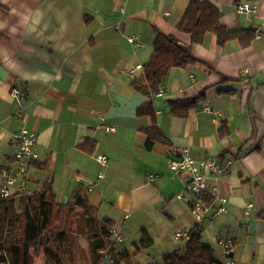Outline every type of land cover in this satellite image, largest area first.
<instances>
[{
	"label": "crops",
	"instance_id": "crops-1",
	"mask_svg": "<svg viewBox=\"0 0 264 264\" xmlns=\"http://www.w3.org/2000/svg\"><path fill=\"white\" fill-rule=\"evenodd\" d=\"M189 1L0 0V169L14 166L11 134L34 132L27 189L51 181L56 200L66 202L81 188L96 211L107 206L102 216L123 237L116 249L128 251L132 264H148L178 249L174 232L195 220L194 197L175 196L186 180L169 167V145L187 147L196 159L232 158L228 171L209 181L227 210L200 223L201 241L221 262L217 236L231 237L236 264H264V0H241L257 6L250 15L236 11L237 0H208L227 29L254 30L247 45L237 38L220 45L210 32L191 44L175 27ZM156 30L190 44L199 62L171 68L149 96L132 86L142 69L128 71L149 59ZM13 87L25 96L12 95ZM201 92L186 115L171 113V100ZM153 122L168 143L148 148L141 129ZM98 154L106 155L104 165ZM143 231L152 244L137 250Z\"/></svg>",
	"mask_w": 264,
	"mask_h": 264
},
{
	"label": "trees",
	"instance_id": "trees-1",
	"mask_svg": "<svg viewBox=\"0 0 264 264\" xmlns=\"http://www.w3.org/2000/svg\"><path fill=\"white\" fill-rule=\"evenodd\" d=\"M220 17L219 9L208 0H190L176 21L175 27L190 35L191 44L201 43L207 32L214 34L220 45L235 38L239 39L243 45L251 42L255 35L254 30L227 29L221 23ZM89 20L90 18H85V21ZM155 33L151 55L142 65L141 74L132 80L135 90L149 96L158 91L163 77L171 68L186 67L199 62L191 54L190 44L180 43L173 36L159 30ZM203 95L204 92H201L191 98L171 100V113L186 115L189 108L196 105ZM146 110H148L147 106L140 108V111L148 112ZM141 130L146 135L145 144L148 148L155 141L168 143L155 122ZM220 130L225 131L222 127ZM4 168L9 169V167L1 169ZM81 190V188L75 189L66 202H58L52 182L45 181L38 189L30 191L26 188L6 197L0 196V252H2L0 261L6 264H28L30 251L37 254L42 251L53 261V264H64L53 246L55 241L64 238L68 216L77 207L87 212L90 211L89 209L95 211L96 216L93 218L97 220V223L90 229L88 250L91 262L89 264H98L101 258L99 249L108 248L111 245L108 230L114 224L111 219L97 215L95 207L89 203ZM202 198L212 207L215 206L214 198L209 194H204ZM258 216L264 219V211ZM199 227L190 233V237L178 249L165 252L160 260L148 264H223V261L220 262L212 255L210 247L202 243ZM151 244L150 237L146 231H143L141 238L134 243V246L140 250ZM114 250L125 264H132V255L128 251L116 248Z\"/></svg>",
	"mask_w": 264,
	"mask_h": 264
},
{
	"label": "built area",
	"instance_id": "built-area-1",
	"mask_svg": "<svg viewBox=\"0 0 264 264\" xmlns=\"http://www.w3.org/2000/svg\"><path fill=\"white\" fill-rule=\"evenodd\" d=\"M235 8L238 13L243 12L247 15L252 14L257 6L237 0ZM130 42H135L134 37H128ZM142 69L140 64L136 65L134 69H130L128 72L132 73L134 70ZM11 93L14 96L24 97L25 93L20 89L13 87ZM204 109L207 112H211L210 107L205 106ZM101 120L103 118L101 117ZM100 127L104 131L113 130L112 126L101 123ZM12 140L15 144L14 153V166L9 169H0V175L2 177V184L0 185V196L6 197L14 193L15 191L25 190L27 188V169L29 164L35 159V143L36 134L29 131L26 128H20L11 134ZM169 154V167L175 174H180L184 177L185 184L183 189L176 193L177 198H185L186 194L192 195L194 198L191 200V211L194 216V222L191 226L184 229H177L173 238L179 243H184L189 237L190 233L197 229V227L209 216H214L219 213H223L227 210V199L223 196L216 184H210V179H218L222 177L229 169L232 163V158L218 159L214 157H202L199 159L193 158L187 147H177L171 145L168 147ZM96 160L104 165L107 162V157L104 154H98L95 156ZM99 177L102 175L99 174ZM156 175L154 173H148L146 179L149 182L154 181ZM78 179V177H77ZM209 194L218 201L215 206L209 205L202 196ZM252 204L247 203L243 209L244 216L248 219L250 216ZM110 235L111 245L108 248L99 249L100 261L98 264H125V261L119 259L116 248V243L122 241V237L119 232L113 227L108 230ZM217 242L223 247L225 259L223 264H236L233 257V239L228 236H217ZM114 248V249H112ZM2 252H0L1 255Z\"/></svg>",
	"mask_w": 264,
	"mask_h": 264
},
{
	"label": "rangeland",
	"instance_id": "rangeland-1",
	"mask_svg": "<svg viewBox=\"0 0 264 264\" xmlns=\"http://www.w3.org/2000/svg\"><path fill=\"white\" fill-rule=\"evenodd\" d=\"M106 205L97 211V215L100 217L103 215V211L106 209ZM84 211L82 208L75 207L69 214L67 219L66 234L63 239L55 241L54 249L61 256L64 264H89L90 255L88 250V239L91 235L90 229L93 224L97 223V220L93 218L96 216L95 211ZM88 216V217H87ZM123 240V237H122ZM52 247V248H53ZM51 249V251H53ZM144 255L138 254L137 259L143 260ZM28 264H53V261L40 251L38 254L30 251ZM147 262V261H144ZM0 264H6L0 261Z\"/></svg>",
	"mask_w": 264,
	"mask_h": 264
}]
</instances>
